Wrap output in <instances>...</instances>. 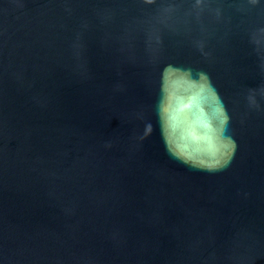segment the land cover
Returning a JSON list of instances; mask_svg holds the SVG:
<instances>
[{"label":"water","instance_id":"obj_1","mask_svg":"<svg viewBox=\"0 0 264 264\" xmlns=\"http://www.w3.org/2000/svg\"><path fill=\"white\" fill-rule=\"evenodd\" d=\"M0 264H264V0H0Z\"/></svg>","mask_w":264,"mask_h":264}]
</instances>
